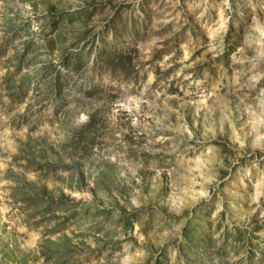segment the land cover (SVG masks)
<instances>
[{"label": "rangeland", "instance_id": "rangeland-1", "mask_svg": "<svg viewBox=\"0 0 264 264\" xmlns=\"http://www.w3.org/2000/svg\"><path fill=\"white\" fill-rule=\"evenodd\" d=\"M156 262L264 264V0H0V264Z\"/></svg>", "mask_w": 264, "mask_h": 264}, {"label": "trees", "instance_id": "trees-1", "mask_svg": "<svg viewBox=\"0 0 264 264\" xmlns=\"http://www.w3.org/2000/svg\"><path fill=\"white\" fill-rule=\"evenodd\" d=\"M136 36H138L137 33H135L134 37ZM113 37L117 42V44H119L121 40L120 35L114 33ZM107 46H109V44L103 43L102 46L99 48V50L95 55L94 65H97L100 70H104L109 74H112L117 70V72H120V75L124 77L127 76L132 68L131 61L133 60V57L136 55V51L128 47L118 48L117 46L112 44L109 47ZM81 54H86V53L84 52L78 54L76 53L72 57H68L67 55H64L61 58V65L67 68L68 66H70L69 67L70 69L72 68L78 69L81 66V62H82ZM89 56L90 55L88 54V58ZM59 79H60L59 77L54 78L53 93L55 96L59 95L61 92L60 88L62 86H60L59 84ZM84 94L87 95L89 93L88 91H86ZM32 199L42 204H39L41 206L39 207V210L37 212L35 211V213L32 214L27 213V216H31V217H33L34 215L38 216L39 217L38 221L40 223L53 221L54 219H56L55 217V214H57L56 212L66 211L65 209L63 210L64 195L62 194L58 201H54L51 197L47 196L45 187L42 188V190L38 193L36 197L34 198L32 197L31 199L26 198V199L16 200V202L20 203L22 207L26 210H30V209L33 210L34 205L32 203H36V202L32 201ZM123 215H122L123 217L126 216V214ZM73 216L74 214H70L69 217H73ZM130 216H132L131 217L132 220L128 218H124V220L127 221V224L128 223L130 224L133 221L137 220L135 215L131 214ZM65 218L67 219L68 217ZM52 227L53 228L51 229V231L47 232L48 234H54L59 231L60 226L57 222H54L52 224ZM68 257L69 254H67L66 258ZM44 259L49 260L48 257L45 255H44ZM154 264H158V263L156 262Z\"/></svg>", "mask_w": 264, "mask_h": 264}]
</instances>
